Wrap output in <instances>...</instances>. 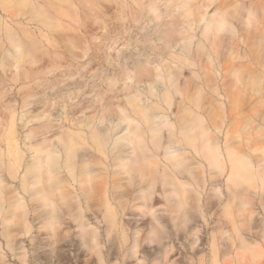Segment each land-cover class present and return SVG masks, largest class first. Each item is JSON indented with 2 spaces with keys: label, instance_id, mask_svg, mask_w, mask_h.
I'll use <instances>...</instances> for the list:
<instances>
[{
  "label": "bare ground",
  "instance_id": "1",
  "mask_svg": "<svg viewBox=\"0 0 264 264\" xmlns=\"http://www.w3.org/2000/svg\"><path fill=\"white\" fill-rule=\"evenodd\" d=\"M99 1L89 0L95 13ZM128 2V18L149 13L152 30L132 45L141 43L131 67L104 79L110 91L120 79L133 84L116 106H102L98 121H69L55 140L38 138V128L21 136L19 124L49 121L50 112L20 115L17 103L0 98V237L12 256L24 257L23 236L36 228L34 256L49 250L54 264H180L174 255H195L205 228L199 221L213 214L208 264H221L225 239L236 235L242 248L247 220L264 214V132L250 125L264 123V111L242 112L248 97L264 94V32L253 27L264 23V0ZM79 10L75 0H0V85L6 72L17 80L22 65L49 56V29L61 28L60 15L79 21ZM180 226L186 233L175 245ZM151 242L158 250L149 258ZM66 245L72 256L62 253ZM0 264H7L3 253Z\"/></svg>",
  "mask_w": 264,
  "mask_h": 264
},
{
  "label": "rangeland",
  "instance_id": "2",
  "mask_svg": "<svg viewBox=\"0 0 264 264\" xmlns=\"http://www.w3.org/2000/svg\"><path fill=\"white\" fill-rule=\"evenodd\" d=\"M75 1L76 7H80L78 14L80 16L79 21H75V19L71 18V16L77 18L76 15L69 14V16L63 15L62 17L60 15L59 21L62 23L60 25L61 28H59V26H55L53 29H49L50 39L54 42L52 41L53 43H51L48 48V44H44V50H49L47 53H49L48 55L50 57L45 56L47 54H40V56L38 54V60L42 58L40 61L44 63H41L40 61L37 63V61H34L35 64H33V62L28 61L27 64L24 62L27 65L31 63L33 67L32 65L28 67L22 65V69L20 71L22 76L18 77L17 80L14 81L9 79V76L12 75H10L11 72L9 69L8 71L10 73L6 72L7 76L5 77L7 79L2 83L4 86L2 87V84L0 85L2 88L5 87L4 89L0 87V89L5 92L3 93L4 95L1 94L0 96L4 105L8 101L10 104L17 103L15 106L17 107L20 115L24 112H26L29 117H32L33 114H42L47 112H50L51 114L49 121H45V117L41 119L31 118L29 122L25 123V126L19 124L18 132L20 131V135H25V133L31 129L38 128L40 130L37 135L38 138H42L44 136L55 140L57 136L67 128L69 121L76 122L84 119H94L95 121H98L99 117L102 115V106L104 104L111 103L116 106L120 100L125 98L127 93L132 91V88L129 87V85L133 84L132 78H127L126 82H124L123 79H120L112 91L108 88L109 80L105 81L104 79H106L107 75L113 74L114 71L121 72L126 65H130L131 67L132 62L134 61L133 58L139 50L135 48L141 47V43H137V47L133 49L132 45L136 43V40L141 39L143 37L142 35H145L148 31L152 30L151 26L153 22L147 21L149 13H147L141 20H136V22L129 19L130 17L128 18L130 15L129 2L127 5H124L122 0H98V6H103V10L95 13L94 10H92V7L97 8V5L92 6L89 0ZM148 1L149 0H143L144 3H147ZM249 1L250 0H245L247 3H249ZM213 5H215V3L210 7L213 8ZM210 7L208 8L209 10H211ZM160 8L162 11L166 10L162 2ZM23 17L24 16H22V18ZM21 21H24V24L27 23L24 19H21ZM256 21H253V27H257V30L261 29L264 32V23L262 24V21L259 19ZM35 25L36 24H33L34 27H36ZM143 25H146L147 27L145 30L143 29ZM123 42H127L128 46L121 44ZM242 43L243 42L241 41L240 44L238 42L236 46L238 50H240L241 47H244L245 44ZM133 53H135V55H133ZM130 55L133 57H128ZM243 59L247 60L246 58ZM36 66H41V70H36V73L27 71L28 74L26 73L27 76L25 75L24 70H28L29 67L36 69ZM38 67L37 69H40ZM140 84L143 85L144 82H141ZM30 93L34 95L32 99L35 103L32 102L22 109L19 107V104H21L23 97ZM258 95L248 97L246 99L247 101L243 104V111H241L246 113L251 112L249 110L253 107L257 108L259 111H264V94L259 93ZM108 97L111 99L108 100ZM46 98L49 100L47 101ZM1 103L2 101L0 104ZM3 103L0 107L4 106ZM0 111L2 110L0 109ZM65 116L67 119H65ZM106 117L108 118V116ZM18 123L22 122L18 120ZM258 123L262 125V131L264 132V123H262V120L256 119L250 125L253 127V125L256 126ZM39 125L44 126L42 130ZM250 128L249 132L252 130V128ZM257 136L259 137V135L252 131L250 138L254 139ZM205 192L206 190L203 191L204 196H206ZM217 205V207L216 205L214 206V209L220 210L219 208H221L222 205ZM214 209L213 212L217 211ZM205 217V220L201 219L199 221L201 224L204 223L205 228L204 231L199 233V239L195 245V252L197 255L196 253L193 255V250H191L192 252L189 251L182 252L181 254H175L174 257L176 260L180 261V264H197L194 258L200 257L201 253L204 255L206 253V260L208 264V257L210 253V228L215 224L216 216L208 214ZM198 219H200V217H198ZM247 223L249 230L245 231V242L242 248L236 249L235 243H237V245L239 244L236 235L233 241L227 237L225 239V245L220 246L227 254L221 257V262L223 264H264L263 212H261L258 216H251V218L247 220ZM229 225L230 223H227L226 228H228ZM183 227L186 226L183 225ZM186 228H182L185 230L179 231V233L176 232L177 230H173L174 233L176 232V234H174L175 245H179V236L181 239L184 238ZM35 229L36 228H32L30 233L31 235L35 234ZM73 229L74 231L79 230L77 226H73L72 230ZM30 234H27L25 237L23 236V238H25L24 244H26V254H24V257L12 256L4 239L0 237V242L2 243L0 253H3L5 262L7 264H39L37 262L39 261L40 264H54V257L50 254L49 250L42 253L39 257L34 256L32 244L30 243ZM177 234L180 235L177 237ZM224 235L227 236V234ZM153 245L154 242H151L147 246L149 254H151L149 258L154 257L156 250H158V247L156 248L155 246L154 249ZM69 252H71V254H69ZM72 252V247L69 245L63 247L62 253L64 255L72 256ZM190 257L193 259H190ZM22 258H24V262H22ZM140 259L135 260L132 258L131 264H138ZM153 264H156V262L154 261Z\"/></svg>",
  "mask_w": 264,
  "mask_h": 264
}]
</instances>
